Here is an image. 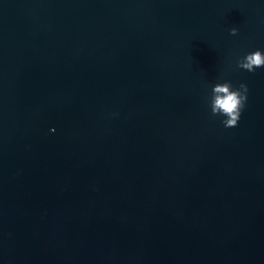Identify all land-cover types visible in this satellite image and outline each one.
<instances>
[{"label":"water","instance_id":"obj_1","mask_svg":"<svg viewBox=\"0 0 264 264\" xmlns=\"http://www.w3.org/2000/svg\"><path fill=\"white\" fill-rule=\"evenodd\" d=\"M256 50L264 0H0V264H264Z\"/></svg>","mask_w":264,"mask_h":264},{"label":"clouds","instance_id":"obj_2","mask_svg":"<svg viewBox=\"0 0 264 264\" xmlns=\"http://www.w3.org/2000/svg\"><path fill=\"white\" fill-rule=\"evenodd\" d=\"M238 30L231 29V34L236 35ZM237 67L248 72H254L259 67H264V52L256 50L247 54L237 62ZM248 86L241 83L239 88L233 90L230 82L218 83L213 88L211 109L213 115H223L225 127L231 128L238 125L241 117V110L247 101Z\"/></svg>","mask_w":264,"mask_h":264}]
</instances>
